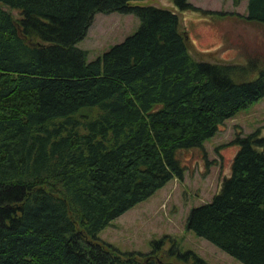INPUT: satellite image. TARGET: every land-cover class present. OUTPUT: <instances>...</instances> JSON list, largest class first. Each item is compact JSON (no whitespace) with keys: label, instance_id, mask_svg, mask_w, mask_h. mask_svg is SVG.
Returning a JSON list of instances; mask_svg holds the SVG:
<instances>
[{"label":"trees","instance_id":"1","mask_svg":"<svg viewBox=\"0 0 264 264\" xmlns=\"http://www.w3.org/2000/svg\"><path fill=\"white\" fill-rule=\"evenodd\" d=\"M96 10L131 11L139 23L86 59L76 42ZM204 11L221 42L199 49L163 5L0 0V264H161L162 237L142 252L97 231L180 179V148L207 158L203 139L264 92V0H246L245 12ZM231 15L250 28L240 41L223 24ZM228 47L243 59L215 53ZM226 143L237 146L227 172L189 206L184 226L245 264H264V135L254 127ZM166 252L211 264L173 245Z\"/></svg>","mask_w":264,"mask_h":264},{"label":"rangeland","instance_id":"2","mask_svg":"<svg viewBox=\"0 0 264 264\" xmlns=\"http://www.w3.org/2000/svg\"><path fill=\"white\" fill-rule=\"evenodd\" d=\"M135 1L172 8L199 49L212 48L221 42L215 20L204 9L245 12L246 4V0H189L196 8H178L172 0ZM3 6L10 9L13 15L19 14L16 8ZM233 17H224L222 21L226 28H230L231 38L240 41L250 32V28ZM138 23L139 17L131 11L96 10L85 34L76 44L86 49V59L94 57L133 30ZM218 52L235 60L243 59L244 56L237 54L232 47L215 51ZM254 127H259V133L264 135V92L225 117L215 132L203 139V148L209 160L202 156V151L197 147L180 148L178 153L185 164L183 176L180 179L174 176L168 178L149 195L110 218L97 231V235L119 249H137L142 252L150 250L152 239L162 237L160 246L156 243L155 253L161 264H189L188 260L167 253L168 245L178 250H188L211 264H245L207 238L185 228L184 218L190 205L208 199L218 188L220 176L227 172L228 158L237 147L234 143H226L229 138L236 131L244 133Z\"/></svg>","mask_w":264,"mask_h":264}]
</instances>
